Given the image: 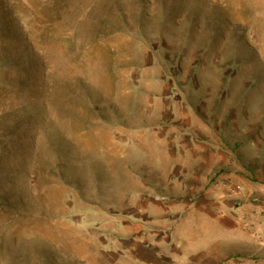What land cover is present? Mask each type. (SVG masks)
I'll use <instances>...</instances> for the list:
<instances>
[{
    "label": "rangeland",
    "instance_id": "374dc122",
    "mask_svg": "<svg viewBox=\"0 0 264 264\" xmlns=\"http://www.w3.org/2000/svg\"><path fill=\"white\" fill-rule=\"evenodd\" d=\"M0 264H264V0H0Z\"/></svg>",
    "mask_w": 264,
    "mask_h": 264
},
{
    "label": "bare ground",
    "instance_id": "6f19581e",
    "mask_svg": "<svg viewBox=\"0 0 264 264\" xmlns=\"http://www.w3.org/2000/svg\"><path fill=\"white\" fill-rule=\"evenodd\" d=\"M229 1V0H228ZM232 2V1H231ZM234 2H236V1H234ZM233 3V2H232ZM233 6V5H232ZM233 9V8H232ZM231 12V11H230ZM231 15V14H230ZM136 106V105H135ZM141 144V143H140ZM140 146V145H139ZM148 146V145H147ZM147 149H148V147H147ZM149 149H150V147H149ZM151 151V150H150ZM50 162V161H49ZM51 164V163H50ZM35 176V175H34ZM30 181V180H29ZM39 187V186H38ZM29 188V187H28ZM35 188V187H34ZM33 191V190H32ZM34 192V191H33ZM35 194V193H34Z\"/></svg>",
    "mask_w": 264,
    "mask_h": 264
}]
</instances>
